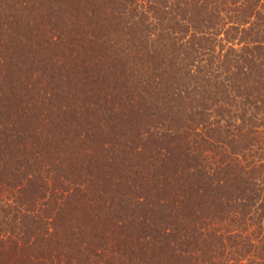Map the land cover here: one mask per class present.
Returning a JSON list of instances; mask_svg holds the SVG:
<instances>
[{
    "label": "trees",
    "instance_id": "trees-1",
    "mask_svg": "<svg viewBox=\"0 0 264 264\" xmlns=\"http://www.w3.org/2000/svg\"><path fill=\"white\" fill-rule=\"evenodd\" d=\"M0 264H264V0H0Z\"/></svg>",
    "mask_w": 264,
    "mask_h": 264
}]
</instances>
